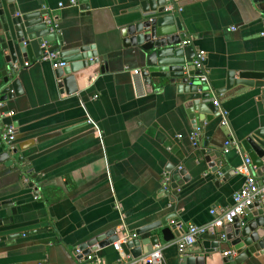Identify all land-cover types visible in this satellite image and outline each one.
<instances>
[{
  "label": "crops",
  "instance_id": "1",
  "mask_svg": "<svg viewBox=\"0 0 264 264\" xmlns=\"http://www.w3.org/2000/svg\"><path fill=\"white\" fill-rule=\"evenodd\" d=\"M70 1L16 0L28 10L49 12L63 50L94 45L106 65L87 69L71 95L58 88L49 62L20 71L23 94L3 103L2 111L14 115L0 119V138L2 124L16 128L13 149L0 147V155L7 153L13 163H0V264H83L85 257L78 252L83 243L112 229L120 241L160 220L179 224L183 234L153 252H160L162 264H179L177 245L187 227L209 226L210 211L228 208L245 181L238 172L217 179L205 158L238 171L248 157L234 142L264 128V2H168L172 9L184 3L176 10L188 42L184 48L193 49V60L197 51H205V86L224 90L230 73L263 76L221 93L219 116L207 115L198 126L197 113L188 105L192 96L178 91L179 80H164L154 92L133 84L139 64L134 49L124 46L121 31L134 16V1L88 0L87 12ZM50 44L58 51L57 42ZM198 128L194 147L190 134ZM226 141H232L227 154ZM179 168L187 181L179 177L175 193L170 185ZM6 203L15 214L11 224L3 225L9 218ZM261 208L264 212L262 205L254 210ZM193 251L189 247L186 254ZM225 252L224 243L205 255L206 264H223ZM91 255L101 264L144 259L128 258L113 245ZM244 264H264V256Z\"/></svg>",
  "mask_w": 264,
  "mask_h": 264
},
{
  "label": "water",
  "instance_id": "2",
  "mask_svg": "<svg viewBox=\"0 0 264 264\" xmlns=\"http://www.w3.org/2000/svg\"><path fill=\"white\" fill-rule=\"evenodd\" d=\"M132 1L135 6L130 12L134 13V16L122 29L121 35L124 46L134 49V57L139 64L133 84L137 88L143 87L147 92H154L157 90L156 86H160L164 80H179L181 85L178 91L182 90L192 96L188 105L197 113L198 126L201 121L208 120L207 115L219 116L217 98L221 93L234 85L247 84L245 81L247 79L263 77L254 73H240L236 78L230 73L225 89L212 91L199 79L203 71L196 70L192 65L193 49L180 45L184 39L181 34L183 27L176 10L184 3L179 2L177 6L174 5L175 13H172L166 11L168 2L172 3V0ZM195 1L198 0L189 2ZM254 1L264 2V0ZM75 2L81 12L88 11V0H75ZM52 42L58 44V62L65 64L64 67L56 69L54 75L58 88L66 95L78 91V83L85 78L87 69L96 65H106V57L99 55L94 45L74 46L63 50L62 39L57 36L54 20L46 9L28 10L26 6H19L16 0H0V102L4 103L23 94V75L20 71L26 68L24 63L34 64L41 61L44 56L42 44ZM234 143L236 148L248 157L249 167L255 169L256 177L262 178L264 128ZM216 154V158L220 159L221 155ZM205 159L209 161L208 167L217 179L220 174L229 176L236 174V171L230 170L227 166L220 168L215 164L213 157ZM0 163L5 166L13 164L7 153L0 155ZM179 177L187 181L185 172L181 168L174 172L171 179L170 188L175 193L179 189L177 183ZM257 206L254 204L246 208L243 216L235 218L232 224L220 230L221 233L209 229L200 237L199 242L196 241L191 246L194 249L192 254L185 253L179 257V264H206L205 255L220 249L224 243L229 248L227 252L229 254L224 256L223 264H244L252 258L264 256V212L262 208L254 210ZM6 210L9 218L8 221L3 222V225L11 224L15 214V209L10 203H6ZM177 227L178 225H168L167 220L157 221L127 234L128 239L120 247L125 256L145 258L160 244L176 243L183 234V231ZM221 234L224 235V239H221ZM118 239V233L112 229L83 243L78 251L85 257L113 245Z\"/></svg>",
  "mask_w": 264,
  "mask_h": 264
},
{
  "label": "built area",
  "instance_id": "3",
  "mask_svg": "<svg viewBox=\"0 0 264 264\" xmlns=\"http://www.w3.org/2000/svg\"><path fill=\"white\" fill-rule=\"evenodd\" d=\"M71 6H75V0L70 1ZM59 7L62 8L63 5L59 4ZM180 10V9H179ZM166 11L173 12L172 7H166ZM264 35V34H262ZM182 47L188 45L187 41L182 42ZM41 48L43 49L44 56L41 58V61L51 63L53 69L62 68L65 66L64 63H59V52L52 49L50 43H43ZM206 60V53L205 51H197L194 60L192 61V65L196 70H203L204 62ZM30 63L25 62L24 67H29ZM14 68H18V66H14ZM137 71H134L136 74ZM200 81L205 82L206 78L202 75L199 77ZM264 81V78H263ZM3 102H0V119L4 116L12 117L14 112L12 111H2L3 109ZM2 133L0 138V147L6 146L8 149L12 150L13 145L16 138V128L13 126L12 123L10 124H2ZM200 129H195L190 134V141L192 142L193 146H197V139L200 136ZM232 146V141H226L223 144V153L227 154L229 149ZM250 162L249 159H245L243 165L239 168L238 173L243 174L245 176V181L241 189L233 193L231 200L232 204L226 208L221 210H211L210 214L212 216V222L209 226L206 227H199L195 225H189L187 230L182 238L178 242V253L179 257L185 255L187 249L191 247L200 237L209 229L215 230H222L226 225L232 224L235 218L243 216L244 210L248 207L253 206L254 204L262 205L264 207V175L262 178L256 177L255 169L249 167ZM180 169V168H179ZM169 182L168 178H164L163 181V190H169ZM179 192V189H178ZM174 224V223H173ZM178 225L177 229H180V225ZM221 239H224V235H220ZM123 239L113 243V248L115 251H120V244L124 243L125 240L128 239V236L122 237ZM79 252V251H78ZM229 253H224V256L228 255ZM129 258V256H128ZM123 259V257H122ZM83 264H101L100 261L93 255L85 256ZM117 264H122L121 259ZM128 264V263H125ZM130 264V263H129ZM140 264H162V256L160 255L159 251L151 253L149 256L145 257L141 260Z\"/></svg>",
  "mask_w": 264,
  "mask_h": 264
}]
</instances>
